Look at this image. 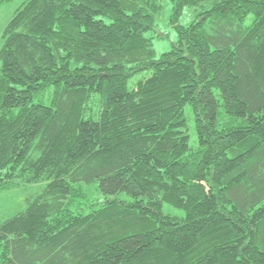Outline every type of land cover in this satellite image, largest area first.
I'll list each match as a JSON object with an SVG mask.
<instances>
[{
    "label": "trees",
    "instance_id": "1",
    "mask_svg": "<svg viewBox=\"0 0 264 264\" xmlns=\"http://www.w3.org/2000/svg\"><path fill=\"white\" fill-rule=\"evenodd\" d=\"M171 1L161 55L162 0L21 1L0 193L43 187L0 222V264H264V0Z\"/></svg>",
    "mask_w": 264,
    "mask_h": 264
},
{
    "label": "rangeland",
    "instance_id": "2",
    "mask_svg": "<svg viewBox=\"0 0 264 264\" xmlns=\"http://www.w3.org/2000/svg\"><path fill=\"white\" fill-rule=\"evenodd\" d=\"M21 1L22 0H12L11 2L4 4L0 8V50L3 45L2 36L4 29L14 15L16 9L21 4ZM162 2L163 10L161 14L158 15L155 27L156 32L153 33L154 47L158 55H161L163 52L169 50L177 37L176 31L170 23L173 3L171 0H162ZM194 14L195 11L193 8H187L183 15H181L180 22L184 25L190 23L193 19ZM162 35H165V37H163ZM191 135V144L194 145L193 141L195 134L193 131L191 132ZM42 187L43 184H33L0 193V222L23 210L26 207L27 199L41 191ZM164 209L166 212L171 214H184L183 211L177 210L169 205H165Z\"/></svg>",
    "mask_w": 264,
    "mask_h": 264
}]
</instances>
